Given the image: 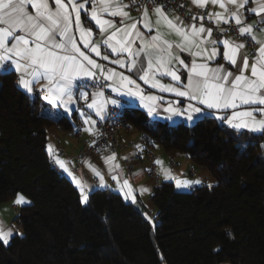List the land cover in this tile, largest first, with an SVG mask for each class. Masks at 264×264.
Instances as JSON below:
<instances>
[{
	"label": "snow or ice",
	"instance_id": "obj_1",
	"mask_svg": "<svg viewBox=\"0 0 264 264\" xmlns=\"http://www.w3.org/2000/svg\"><path fill=\"white\" fill-rule=\"evenodd\" d=\"M191 5L186 22L170 14L165 0H0V75H16L18 88L30 98L38 96L41 113L53 120L77 111L84 131L93 136L100 134L98 120L116 115L109 106L122 107L120 99L106 95L110 89L116 97L138 100L149 117H162L174 127L211 118L233 130L237 152L245 155L253 139L264 140V0H191ZM230 30L234 37L227 36ZM248 43L258 45L254 52L245 51ZM247 134L252 135L244 141ZM134 147L138 151L132 156L142 153V145ZM47 151L74 182L81 203H89L96 187L112 189L99 168L89 165L98 178V184H89L51 144ZM104 163L116 182L112 190L135 204L137 190L128 179L120 180L115 153ZM154 163L178 190L202 183L178 177L158 159ZM149 191L141 187L139 195ZM14 203L31 202L17 193ZM142 215L155 226L147 212ZM13 235L0 221V242L7 246Z\"/></svg>",
	"mask_w": 264,
	"mask_h": 264
},
{
	"label": "trees",
	"instance_id": "obj_2",
	"mask_svg": "<svg viewBox=\"0 0 264 264\" xmlns=\"http://www.w3.org/2000/svg\"><path fill=\"white\" fill-rule=\"evenodd\" d=\"M16 79L0 75V205L17 193L32 203L19 217L24 235L0 242V264H264V140L239 155L233 130L211 118L194 127L153 126L146 111L125 108L127 121L154 144L187 154L217 179L187 192L162 182L152 196L153 227L111 189L81 203L47 151L49 128L74 125L42 114L40 100Z\"/></svg>",
	"mask_w": 264,
	"mask_h": 264
},
{
	"label": "crops",
	"instance_id": "obj_3",
	"mask_svg": "<svg viewBox=\"0 0 264 264\" xmlns=\"http://www.w3.org/2000/svg\"><path fill=\"white\" fill-rule=\"evenodd\" d=\"M187 5H188V9L192 7L191 0H187ZM198 10L200 9H195V11H198ZM208 10H213L211 5H209ZM130 14L133 18L139 17L138 11L136 12L130 11ZM170 14H175V15L180 16V14H178L177 12H170ZM118 19L119 18H117V20ZM253 19H256V18L253 17ZM228 37H232V36L228 35ZM213 38H215L214 34H213ZM249 60L251 63V57H249ZM98 62L107 64L106 61H98ZM218 62L222 63L223 61H218ZM109 66L116 67L115 65H109ZM164 82L168 83L169 81L165 80ZM138 83L141 84V87L144 88L146 92L149 91L147 86L143 85V82L138 81ZM150 91L153 93L156 92V90H150ZM106 95H112L113 98L120 99L121 105L124 108H127V107L128 108H140L146 111L145 109L142 108V106H140L139 101L135 100L134 98L116 97L114 93H111V90L109 94L106 93ZM162 95L168 96V94H162ZM36 98L39 99L38 96ZM169 98H172V97L169 96ZM41 103L42 102L40 100V104ZM45 107L51 108V106L47 104H45ZM110 107L111 106H109V108ZM74 109H75V106H74ZM52 111L55 112V111H63V110L62 109H59V110L52 109ZM85 111H89V110L85 109ZM65 117H67L69 121L74 125L72 130L76 129L79 121L83 122V119L80 117L79 113L75 110L70 114V116L68 114H65ZM93 118L98 120V118H96L94 115H93ZM149 122L151 125H154L157 122H168L172 124V122L166 121L162 117L158 119L149 117ZM85 127L86 125L83 124V127L81 128V136H72L70 133V130H66L65 128L58 126V125L52 126L51 128L48 129L47 145L51 144L53 146V148L56 150L57 154L59 155V158L66 161L67 166L77 176L78 179L86 180L89 184L95 185L96 181H98V178L94 177V174L91 172L89 165H92L94 167L99 168L103 172L106 182L112 185V189H115L116 182L111 179V174L108 172V166L107 164L104 163V158L114 152L103 151L101 153L88 152V153L83 154L84 142L90 136H92L88 132L84 131ZM96 128H97V125H96ZM121 142L123 143V147L118 153H115L117 157V162L120 165V171L118 173L119 178L121 181H123L124 179L129 180V182L137 190V201L136 202L141 203L145 207V210H146L145 212H147V214H150L151 218H153L155 217L156 212H157L156 207L152 201V196L154 195L155 190H156L157 180L151 171L152 166L155 164L161 183L164 181H171V180H166L164 176L161 174L160 166L152 162L148 158L147 152L145 151L146 147L144 144L143 132L134 128L132 132L125 133L121 136ZM137 144L143 146V151H142L143 155L141 159L137 158L138 155L132 156L133 153H136L138 151L134 147V145H137ZM153 153L155 155V160L158 159L162 161L163 167L170 169L172 173L177 175L178 177L187 178L189 180L200 179L202 181L201 184L194 185L191 189H188V190H178L177 189L178 191L187 192V191H191L202 185H209V184L215 185L217 183V179L210 173V171L206 167H201L195 164L187 154L181 153L179 151L167 152L164 149V147L159 144H154ZM125 157H130V158L124 159ZM80 159H82V164H79ZM125 161L128 162L129 168H127L124 165ZM52 162L54 166L75 186L74 182L71 181V178L66 173H64L59 168V166L54 163L53 160ZM149 169L150 171H148ZM192 171H194V173H192ZM144 186H147L150 189V191L147 193H144L143 195H139V189ZM99 189H106V188L96 187L94 191L99 190ZM25 197L31 202V200L27 196ZM15 199L16 197L13 200L0 205V221H2L7 227L13 228L14 230L13 237L15 236V232L17 230L16 227L13 225V222L18 216L19 209L24 208L26 206H30L32 203L31 202L30 204L23 205V206L16 205L14 203ZM12 238L10 239V242ZM225 264H230V263H225Z\"/></svg>",
	"mask_w": 264,
	"mask_h": 264
},
{
	"label": "built area",
	"instance_id": "obj_4",
	"mask_svg": "<svg viewBox=\"0 0 264 264\" xmlns=\"http://www.w3.org/2000/svg\"><path fill=\"white\" fill-rule=\"evenodd\" d=\"M169 4V10L170 12H177L180 14V16L187 21L189 12L187 11L188 5L187 0H165ZM149 10H151L152 5L148 4ZM129 11L136 12L135 9L129 8ZM196 12L203 13V10H198ZM205 24L207 25V21H205ZM232 27H235L234 25ZM214 37L216 38L217 33L213 32ZM230 35L232 37L235 36V33L233 31H229L227 33V36ZM258 45L248 43L246 46L247 52H254L255 48H257ZM251 57V56H250ZM110 89L106 91L107 94H109ZM80 105H83V101L78 102ZM123 103V102H122ZM116 113V115H112L110 118H107L103 121L98 120L97 122V128L99 130L98 136H90L87 140L84 142V150L83 154L88 152H95V153H101L103 151H110L114 153H118L121 148L123 147V143L121 142V136L125 133H130L134 130V127L127 121L125 116V108L121 107L119 109H113L112 107L109 108V113ZM83 127V122L79 121L76 129L71 130L70 133L72 136H81V128ZM144 144L146 147V152L148 158L154 162L155 161V155L153 153V141L147 137L143 133ZM96 141L95 145L93 146V141ZM151 141V142H150ZM143 153L138 154L137 158L141 159ZM79 164H82V159L79 160ZM124 165L129 168V164L127 161L124 162ZM154 177L157 180L156 183V189L160 187V178L157 172V168L155 164L152 166L151 169ZM194 173V171H192ZM96 184H98V181H96Z\"/></svg>",
	"mask_w": 264,
	"mask_h": 264
},
{
	"label": "rangeland",
	"instance_id": "obj_5",
	"mask_svg": "<svg viewBox=\"0 0 264 264\" xmlns=\"http://www.w3.org/2000/svg\"><path fill=\"white\" fill-rule=\"evenodd\" d=\"M21 211H22V208H20L19 209V213H18V216H17V218L14 220V222H13V225L16 227V232L18 231L19 233H22V235H24V228H23V226H22V224H21V222H20V214H21ZM149 217H151V215L150 214H147ZM152 219V218H151ZM16 232H15V235H17L16 234Z\"/></svg>",
	"mask_w": 264,
	"mask_h": 264
},
{
	"label": "water",
	"instance_id": "obj_6",
	"mask_svg": "<svg viewBox=\"0 0 264 264\" xmlns=\"http://www.w3.org/2000/svg\"><path fill=\"white\" fill-rule=\"evenodd\" d=\"M134 206H135V208L138 210V211H140L141 213H144L146 210H145V207L141 204V203H139V202H136L135 204H134Z\"/></svg>",
	"mask_w": 264,
	"mask_h": 264
}]
</instances>
